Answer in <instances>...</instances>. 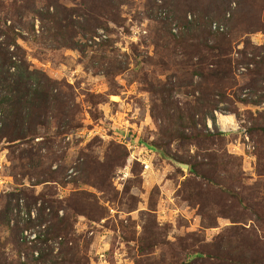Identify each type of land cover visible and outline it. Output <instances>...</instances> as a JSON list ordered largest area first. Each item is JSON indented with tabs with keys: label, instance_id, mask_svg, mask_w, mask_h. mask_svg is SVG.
Returning <instances> with one entry per match:
<instances>
[{
	"label": "rangeland",
	"instance_id": "obj_1",
	"mask_svg": "<svg viewBox=\"0 0 264 264\" xmlns=\"http://www.w3.org/2000/svg\"><path fill=\"white\" fill-rule=\"evenodd\" d=\"M0 32L46 99L0 112V264H264V0H0Z\"/></svg>",
	"mask_w": 264,
	"mask_h": 264
},
{
	"label": "trees",
	"instance_id": "obj_2",
	"mask_svg": "<svg viewBox=\"0 0 264 264\" xmlns=\"http://www.w3.org/2000/svg\"><path fill=\"white\" fill-rule=\"evenodd\" d=\"M0 33L6 35L4 32ZM6 37L8 38V36ZM12 43L13 42H11V44ZM4 44L6 45L5 47L9 46V49L4 48ZM12 45L18 48L16 43ZM10 46V44L0 42V88L4 91L0 101V112L5 115L8 126L13 124L15 131L16 128L19 127L17 138L20 139L31 133L30 131L25 133L24 125L33 114L34 109H36L40 103L46 102V99L40 92V73L36 70L31 71L26 66L24 59L18 56L17 52H10ZM220 249L218 254H211V256L204 254L191 256L188 263L193 264L199 259L202 260V264L255 263V261H250L248 259L238 260L236 257L230 256L232 252H236V250L233 249L232 245L229 243L221 246Z\"/></svg>",
	"mask_w": 264,
	"mask_h": 264
},
{
	"label": "bare ground",
	"instance_id": "obj_3",
	"mask_svg": "<svg viewBox=\"0 0 264 264\" xmlns=\"http://www.w3.org/2000/svg\"><path fill=\"white\" fill-rule=\"evenodd\" d=\"M220 122H221L222 127H226L230 123H232V120L230 118L221 117Z\"/></svg>",
	"mask_w": 264,
	"mask_h": 264
},
{
	"label": "built area",
	"instance_id": "obj_4",
	"mask_svg": "<svg viewBox=\"0 0 264 264\" xmlns=\"http://www.w3.org/2000/svg\"><path fill=\"white\" fill-rule=\"evenodd\" d=\"M215 29H217V27H215ZM220 30H223L222 28Z\"/></svg>",
	"mask_w": 264,
	"mask_h": 264
}]
</instances>
